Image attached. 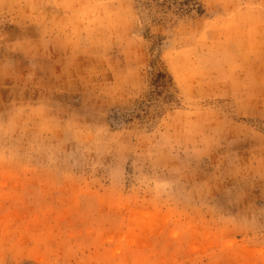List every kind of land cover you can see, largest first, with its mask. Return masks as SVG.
<instances>
[{
  "label": "rangeland",
  "instance_id": "rangeland-1",
  "mask_svg": "<svg viewBox=\"0 0 264 264\" xmlns=\"http://www.w3.org/2000/svg\"><path fill=\"white\" fill-rule=\"evenodd\" d=\"M0 264H264V0H0Z\"/></svg>",
  "mask_w": 264,
  "mask_h": 264
}]
</instances>
